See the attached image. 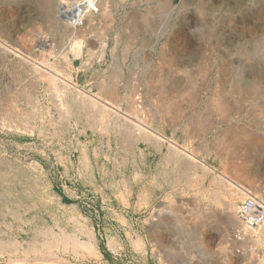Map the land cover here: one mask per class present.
I'll list each match as a JSON object with an SVG mask.
<instances>
[{
	"label": "rangeland",
	"instance_id": "obj_1",
	"mask_svg": "<svg viewBox=\"0 0 264 264\" xmlns=\"http://www.w3.org/2000/svg\"><path fill=\"white\" fill-rule=\"evenodd\" d=\"M60 1L0 0V40L31 58L0 49V264H220L239 194L233 184L264 182V0H151L163 23L156 61L138 0H108L128 16L119 20L132 32L128 48L163 70V86L144 89L141 104L88 106L70 96L66 108L48 109L56 81L48 69L61 65L33 45L41 33L59 43L70 34ZM207 103L220 112L205 126ZM83 113L91 119L73 122ZM133 122L173 127L175 169L139 164L138 148L154 134ZM160 178L176 184L155 188ZM64 179L77 183L65 188L75 189L74 201L63 197ZM122 188L132 199L156 189L169 207L135 213L130 233L112 239L96 232L86 203L96 190Z\"/></svg>",
	"mask_w": 264,
	"mask_h": 264
},
{
	"label": "built area",
	"instance_id": "obj_2",
	"mask_svg": "<svg viewBox=\"0 0 264 264\" xmlns=\"http://www.w3.org/2000/svg\"><path fill=\"white\" fill-rule=\"evenodd\" d=\"M155 6L151 0L137 2V9L145 15L141 17L144 30L151 37L146 48L150 49L153 61L158 58L155 48L163 25L161 16L154 14ZM112 9L108 0H61L59 19L70 34L61 43L46 33L37 36L34 52L43 55L48 64L61 65L60 73L47 68L56 79L53 87L46 89L48 109L50 105L66 108L70 96L80 102L93 99L95 103L91 105L141 104L142 91L153 86L155 77L152 68L142 60L144 52L128 48L132 32L119 23L128 16ZM6 45L15 57L31 60ZM112 90L117 91V96H113ZM72 126L75 131L76 125ZM60 184L65 187L62 181ZM234 191L240 196L234 206V221L218 243L220 264H264V182L255 180L247 187L234 184ZM86 206L92 209L91 203Z\"/></svg>",
	"mask_w": 264,
	"mask_h": 264
},
{
	"label": "crops",
	"instance_id": "obj_3",
	"mask_svg": "<svg viewBox=\"0 0 264 264\" xmlns=\"http://www.w3.org/2000/svg\"><path fill=\"white\" fill-rule=\"evenodd\" d=\"M159 70L153 71L151 74L154 75L155 79L152 83V87L154 89H159L163 86L162 84V78L163 76V70L159 67ZM177 72V71H176ZM206 84V82H205ZM208 102V101H207ZM117 104H114V102H111L109 105H104V107L110 108L114 107ZM75 109L78 107V111L81 110V106L78 105H72ZM206 106V101H205ZM212 106V107H211ZM213 104L207 103V107L205 108V126L209 124L215 123V121L212 122L210 118H215L214 115L218 114L219 119V112L220 107L219 104L217 105L219 109L218 112L215 108H213ZM73 108L74 113L75 109ZM82 113V112H81ZM85 114H81L79 117L75 116L73 117V121L75 122H84V119L90 120L91 117H84ZM211 124V125H212ZM218 128H222L223 124L222 121H218ZM210 127V126H209ZM83 129H86L83 127ZM151 132L154 134V137H151V141L148 142L147 145H144L142 148H138V160L139 164H143L147 166L153 163V169L156 171L161 170H172L177 167L175 160H173V156L175 155L173 149L170 147L172 146L171 143H176L175 140H173L172 130L173 127H167L164 125H155L153 128H150ZM156 133V134H155ZM156 135L160 137H156ZM189 152V151H187ZM149 159H151L149 161ZM161 179V178H160ZM162 181V182H161ZM158 182V180H154L153 186L156 188L158 186H166V187H172L175 185V181L171 178H168L166 180H162ZM75 179L69 180L64 179L62 181V184L65 185L62 190L64 191L63 197L67 200L74 201L76 198V191L73 188V191L68 189L66 191V187H74L77 183H75ZM144 190V195L137 197L136 199H132V196L128 193H123V188L121 190H116L109 194L104 193H98V190H96L94 195H91L90 202L91 207L93 210V214L98 220L94 224V229L97 233H99L100 229L104 230V232L107 235H112L110 238L115 239L116 235H120L121 233L126 235L129 234L130 231L126 228L130 229L128 225V219H131L134 217L135 213H138L141 215H148L151 213L152 210L155 208H160L162 210H165L169 207L167 203H165V200L162 198L163 194H160L158 197L156 195V189L152 191H148L146 188ZM66 192V193H65ZM151 193V194H150ZM162 195V196H161ZM139 198V199H138ZM161 212H158L157 215H160ZM101 218H107L108 221H101ZM145 231V230H144ZM137 233L139 235L142 234V229L138 228ZM108 237V236H107ZM109 240L106 241V248L109 249L108 245ZM123 242H118L119 246L118 248H122ZM145 249L147 248V245L145 241H143ZM121 244V245H120Z\"/></svg>",
	"mask_w": 264,
	"mask_h": 264
},
{
	"label": "bare ground",
	"instance_id": "obj_4",
	"mask_svg": "<svg viewBox=\"0 0 264 264\" xmlns=\"http://www.w3.org/2000/svg\"><path fill=\"white\" fill-rule=\"evenodd\" d=\"M53 6L50 4L49 5V8H52ZM55 10V9H54ZM53 10V11H54ZM52 11V12H53ZM50 21V20H49ZM37 32V31H36ZM34 36H35V34H34ZM35 40H36V38H35ZM29 41V40H28ZM31 42V41H30ZM0 46L1 47H3L5 50H7V51H10V48L6 45V44H4L3 42L1 43L0 42ZM22 59H25L24 61H29L28 59H26V58H22ZM96 101V100H95ZM81 103H84V104H87V105H91V104H94L95 102L93 101V99H82L81 100ZM98 103V102H97ZM132 125L136 128V129H141V128H143L141 125H139L138 123H136V122H133L132 123ZM145 131H147V132H150V133H152L150 130H148V129H145V128H143ZM153 134V133H152ZM156 134V133H155ZM171 148L172 147H174V146H170ZM182 152V151H181ZM186 154V153H185ZM187 155V154H186ZM187 156H189V155H187ZM4 182V181H3ZM9 182V181H8ZM32 187V186H31ZM233 188H234V184H233ZM239 193V192H238ZM237 193V194H238ZM240 196V194H238L237 195V197H239ZM7 200V199H6ZM44 200V199H43ZM227 224L225 223V224H223V226H221L220 227V231H223V230H226L227 229ZM1 234V233H0ZM41 238V237H40ZM25 246V245H24ZM26 248V247H25ZM23 254H24V252H23ZM25 255V254H24ZM224 258L226 257L225 255L223 256Z\"/></svg>",
	"mask_w": 264,
	"mask_h": 264
}]
</instances>
